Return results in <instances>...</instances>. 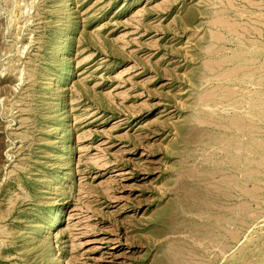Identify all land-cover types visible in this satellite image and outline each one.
<instances>
[{"label":"rangeland","instance_id":"374dc122","mask_svg":"<svg viewBox=\"0 0 264 264\" xmlns=\"http://www.w3.org/2000/svg\"><path fill=\"white\" fill-rule=\"evenodd\" d=\"M0 264H264V0H0Z\"/></svg>","mask_w":264,"mask_h":264}]
</instances>
